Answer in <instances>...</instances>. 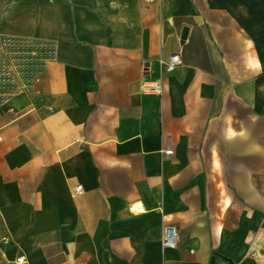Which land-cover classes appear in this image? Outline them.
I'll return each instance as SVG.
<instances>
[{
  "label": "crops",
  "instance_id": "0c3cea01",
  "mask_svg": "<svg viewBox=\"0 0 264 264\" xmlns=\"http://www.w3.org/2000/svg\"><path fill=\"white\" fill-rule=\"evenodd\" d=\"M6 35L57 56L0 105V264H264V0H0Z\"/></svg>",
  "mask_w": 264,
  "mask_h": 264
},
{
  "label": "built area",
  "instance_id": "2783aa9c",
  "mask_svg": "<svg viewBox=\"0 0 264 264\" xmlns=\"http://www.w3.org/2000/svg\"><path fill=\"white\" fill-rule=\"evenodd\" d=\"M56 56L57 45L54 41L25 36H0V105L20 93H39L38 85L41 78ZM180 64L179 55L174 54L163 64L164 71L172 73ZM162 90V84L158 81L145 85V91L149 93L160 94ZM164 154L170 155L172 151L167 150ZM81 192L82 187L76 186L75 193ZM135 206L133 212H140L141 208L138 205ZM260 228L259 226L249 233V248L258 239ZM178 239L179 235L174 227L163 228L161 239L163 249L175 248ZM23 261V258L17 259L19 264H23Z\"/></svg>",
  "mask_w": 264,
  "mask_h": 264
},
{
  "label": "bare ground",
  "instance_id": "6f19581e",
  "mask_svg": "<svg viewBox=\"0 0 264 264\" xmlns=\"http://www.w3.org/2000/svg\"><path fill=\"white\" fill-rule=\"evenodd\" d=\"M136 208V206L134 207V209Z\"/></svg>",
  "mask_w": 264,
  "mask_h": 264
}]
</instances>
